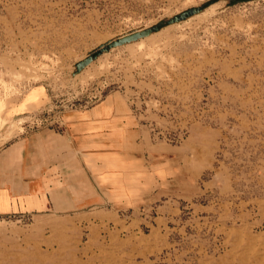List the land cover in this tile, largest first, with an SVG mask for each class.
I'll return each instance as SVG.
<instances>
[{
  "label": "rangeland",
  "instance_id": "rangeland-1",
  "mask_svg": "<svg viewBox=\"0 0 264 264\" xmlns=\"http://www.w3.org/2000/svg\"><path fill=\"white\" fill-rule=\"evenodd\" d=\"M111 91L187 146L195 189L0 216V264H264V0H0V147Z\"/></svg>",
  "mask_w": 264,
  "mask_h": 264
},
{
  "label": "crops",
  "instance_id": "crops-1",
  "mask_svg": "<svg viewBox=\"0 0 264 264\" xmlns=\"http://www.w3.org/2000/svg\"><path fill=\"white\" fill-rule=\"evenodd\" d=\"M130 98L111 91L91 106L62 112L55 125L9 137L0 147V216L95 219L100 207L97 216L106 219L195 189L187 146L155 140Z\"/></svg>",
  "mask_w": 264,
  "mask_h": 264
}]
</instances>
